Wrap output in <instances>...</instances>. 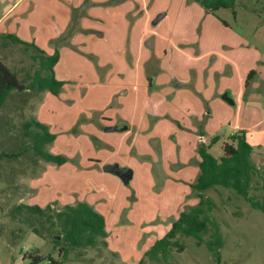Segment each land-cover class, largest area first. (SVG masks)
Wrapping results in <instances>:
<instances>
[{"label":"crops","instance_id":"obj_1","mask_svg":"<svg viewBox=\"0 0 264 264\" xmlns=\"http://www.w3.org/2000/svg\"><path fill=\"white\" fill-rule=\"evenodd\" d=\"M24 1L16 0L7 12ZM184 2L179 0L174 10V0H41L35 5L38 25L21 26L15 36L47 55L58 51L53 71L64 85L57 96L40 92L34 118L56 135L53 143L64 142L50 151L68 161L57 167V177L48 168L41 180H31L29 197L16 205L87 202L104 216L111 247L108 227L122 221L120 200L105 204L87 187L89 177L81 183L78 172L93 173L95 183L101 179L121 186L118 176L102 169L118 164L131 170V183L136 174H147L152 188V172L170 174L164 176V189L177 200L179 209L171 213L176 220L184 205H195L188 196L194 194L190 184L198 174L200 144L220 136L209 148L211 153L219 145L213 155L218 158L227 136L244 131L252 158L264 151V22L235 21L238 30L217 11L210 14L196 2ZM160 13L164 16L154 24ZM170 13L178 14L177 20H169ZM88 100V108L80 106ZM84 109L90 112L83 119ZM76 142L93 143L98 152L82 154ZM78 153L85 171L75 170ZM139 188L132 186L138 201ZM140 207L134 218L142 215ZM123 226L117 228L125 229L120 237L126 238L129 228Z\"/></svg>","mask_w":264,"mask_h":264},{"label":"rangeland","instance_id":"obj_2","mask_svg":"<svg viewBox=\"0 0 264 264\" xmlns=\"http://www.w3.org/2000/svg\"><path fill=\"white\" fill-rule=\"evenodd\" d=\"M15 1L0 0V32L14 36L18 34L21 26L31 25L36 27L38 25L34 24L37 23L38 18L35 14H32V11H34L35 5H40L41 0L35 1V3L30 2L31 0L24 1L18 7L14 6L7 12ZM184 1V4L192 3L190 0ZM178 2L179 0H174L172 10L180 7ZM235 11V17L230 9H220L216 12V16L234 24L238 30H241V28L236 24L242 21L264 22V0H237ZM177 16L178 14L173 15V13H170L168 18L169 20H177ZM35 55L36 53L32 48H25L18 44L9 43L7 47L0 48V57L3 62L10 69L18 71L20 77H24L25 73L32 74L37 68L38 63L34 59ZM40 98L41 93L24 91L18 94L12 92L0 110V155L3 153L6 155L18 153L15 157L0 158V264H29L30 257L28 254L30 253L44 257V260L39 264H47L49 256L53 259L57 258V249L50 238L51 232L47 231L48 229L46 230L45 227L48 224L43 219L39 220L23 214L14 217L11 214L12 209L17 206L16 202L18 200L29 197L31 180L35 182L41 180L43 173L48 168L52 175L58 176L57 165L48 164L35 157L30 148L21 151L25 143L29 144L28 140L22 135V124L30 118L37 117L41 105L38 104ZM80 106L88 108L90 101L83 102ZM46 108L44 109L46 110ZM88 112L90 111L83 110V119L87 118L85 115ZM55 115L59 117L61 115L60 110L56 111ZM58 145L63 147L64 142L58 141V144H49L46 149L57 151ZM76 145L79 146V151L82 154L89 153L92 156L93 153L95 155L98 152V148L93 143L86 145L85 142H76ZM217 148L219 149V145L212 149V155H216ZM52 151L50 152L52 153ZM157 156L159 158V154ZM75 158L77 161L75 170L85 171L83 164H79L82 158L81 153H78ZM89 160L90 157L88 156L85 160L86 164ZM253 161L260 168H263L264 151L256 153L253 156ZM91 169L87 170L91 171ZM78 173L76 175L81 183L89 177V181L85 182L87 187L98 192L99 197L105 204L111 201V205L113 200H120L118 206H122L123 215L122 221L115 226L108 227L111 247L98 244L95 248L72 251L67 255L64 264H138L143 252L155 240L162 237L165 233L164 229L170 227L175 221V214L171 213L179 209L175 205L177 200L173 195L170 197V190L167 187L164 189V176H170V174L159 171L152 172L150 174L154 182L152 188L149 186L150 182L145 173L140 174L139 178L136 174L132 183L129 182L121 186H115L109 181L98 180L97 178L98 181L95 179V183L93 173H89L88 176L86 173ZM257 180L260 184L261 180ZM132 186H140L139 192L142 196V198H139L140 202L135 199ZM254 187L255 189L251 190V194L258 195L261 198L262 190L260 186L256 185ZM56 191L54 189L52 195H55ZM206 194L214 202L211 212L212 218L219 225L224 240L218 264H264V213L251 208L243 198L222 187L210 189L206 191ZM40 195H42V192ZM191 199H196L194 194L188 196V200ZM137 201L139 203L134 205ZM196 203L197 199L194 200V204ZM140 204L142 215L134 218L133 211ZM51 205L56 210L61 208L57 201L52 202ZM188 206L190 204L184 205L183 209ZM127 215H129V220H125ZM25 216L28 218L27 220ZM40 225H43V229L40 228ZM123 225H127L129 228V234L126 238L120 237L125 229L123 228L120 233L117 228L124 227ZM159 225L160 228H157ZM34 228L39 229V235L34 232ZM211 232L212 230H209L204 234L203 239H209ZM56 237L60 239V236ZM178 238L184 245V250L180 253L174 250L171 253L169 264H216L203 243H198L191 237L178 236ZM143 264L163 263L146 259Z\"/></svg>","mask_w":264,"mask_h":264},{"label":"trees","instance_id":"obj_3","mask_svg":"<svg viewBox=\"0 0 264 264\" xmlns=\"http://www.w3.org/2000/svg\"><path fill=\"white\" fill-rule=\"evenodd\" d=\"M199 4L206 12L215 14L220 9H230L235 17V6L237 0H190ZM18 44L25 48L30 47L36 55L37 68L32 74L25 73L20 77L18 71L10 69L0 57V110L6 99L12 92L21 93L24 91L40 93L47 91L57 96L63 81L55 79L54 65L57 63L58 51L52 55H47L33 43H27L14 35L0 34V48H5L8 44ZM254 72L248 74L251 78ZM22 135L29 144H24L21 151L30 148L35 157L47 163L60 166L68 161V158L61 154L51 153L46 146L55 140V134L51 133L49 127L35 118H30L22 124ZM220 136L211 138L209 144H200L197 148L199 161L198 174L195 181L190 184L197 203L183 209L176 220L170 225L166 233L155 240L146 249L138 264L145 263L148 259L152 262L169 264L171 253L175 250L178 253L184 250V245L179 241L178 236L191 237L198 243H203L208 250L213 261L220 262V250L224 245V240L220 232L219 225L212 218L213 200L207 196L206 191L222 187L243 198L251 208L258 209L264 213V167L260 168L252 158L253 147L246 139L244 131H237L227 136L221 144L222 154L216 158L209 148L218 142ZM18 153L1 157H15ZM261 183L259 184V181ZM259 185L262 190V197L251 194V190ZM11 214L15 216L29 215L37 219H43L48 225L45 227L51 232V241L57 249V258L49 256L47 264H64L67 255L72 251L95 248L98 244L107 246V232L105 228V218L96 211L90 204L78 201L74 204H67L60 209H53L51 205L41 208L37 205L29 206L19 204L15 206ZM25 219L28 218L25 216ZM43 225H40L42 228ZM212 230L207 240L203 235ZM36 234H40L39 229L34 228ZM55 236H60L56 239ZM80 255V254H79ZM29 264H39L44 257L28 254Z\"/></svg>","mask_w":264,"mask_h":264},{"label":"water","instance_id":"obj_4","mask_svg":"<svg viewBox=\"0 0 264 264\" xmlns=\"http://www.w3.org/2000/svg\"><path fill=\"white\" fill-rule=\"evenodd\" d=\"M164 16V13H160L158 14L155 19L153 20V23H157L162 17ZM223 99L226 100L229 104H232V102L225 96H223ZM115 130L114 127H108L107 131H112ZM104 172L113 174L118 176L123 184H127L129 182V180L131 179V170L128 168H123V167H119L118 164H108L105 165L103 168ZM56 239H59L58 237H56Z\"/></svg>","mask_w":264,"mask_h":264}]
</instances>
